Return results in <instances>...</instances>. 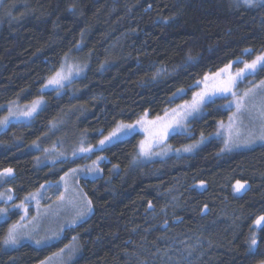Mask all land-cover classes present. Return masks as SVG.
I'll list each match as a JSON object with an SVG mask.
<instances>
[{
    "label": "trees",
    "instance_id": "trees-1",
    "mask_svg": "<svg viewBox=\"0 0 264 264\" xmlns=\"http://www.w3.org/2000/svg\"><path fill=\"white\" fill-rule=\"evenodd\" d=\"M8 3L19 8L0 23V119L4 106L24 94L30 101L41 96L46 101L31 121L12 123L0 135V173L12 169L15 201L88 161H104L100 177L81 182L93 207L88 218L43 246L26 243L5 249L3 241L20 218L16 211L0 224V264H41L74 244L78 252L68 264H168L164 259L172 252L178 255L184 248L177 245L186 242V248L202 245L194 264H264V223L257 224L264 216V144L223 151L222 141L213 136L230 114L227 98L217 97L189 121L186 131L169 136L167 142L175 149L207 139L189 154L136 163L142 133L95 151L88 160L69 156L39 166V152L33 149L50 145L53 124L69 113L72 119L63 133L79 132L87 136V145L96 147L118 125L162 116L190 99L206 76L241 59L253 61L264 51V4ZM73 53L88 63L84 76L63 90L42 92ZM260 69L254 79L261 81L264 66ZM237 181L249 189L235 193ZM175 189L178 203L164 228L168 196ZM253 237L256 246L251 245Z\"/></svg>",
    "mask_w": 264,
    "mask_h": 264
},
{
    "label": "rangeland",
    "instance_id": "rangeland-1",
    "mask_svg": "<svg viewBox=\"0 0 264 264\" xmlns=\"http://www.w3.org/2000/svg\"><path fill=\"white\" fill-rule=\"evenodd\" d=\"M233 1L236 5H246L242 3L241 0ZM262 4H264V0H254L251 6ZM9 5L8 0H0V23L6 16L10 19V16H12L11 14L16 12L17 8H19L16 4L12 5V7ZM13 8H15V10ZM258 55H264V51L260 52ZM77 57L79 56H76L74 53L68 55L58 71L63 73L67 78L63 79L60 84H50L49 81L56 76V73H58L56 72L48 79L42 88V92L63 90L64 87L70 84L74 79L84 76L88 68V63L79 60ZM251 62L241 59V61L238 60L225 67L224 69H227V71L217 72L219 73L218 80L227 79L229 75L234 78L232 93H235V95L228 93L226 96H222L228 99L226 108L230 111V114L226 121L219 123L217 132L213 136L222 141L224 152L247 150L254 146L264 144V140L260 139L261 136H264V79L261 81L254 79L257 77L262 65L257 64L256 68L252 71L245 69L241 75L237 76V73L240 72L241 69H244V65ZM217 73L209 76V80L207 81L209 88H211L213 83L212 78L216 77ZM205 83L204 79L198 84L197 89L193 92L190 99L168 110L164 115L156 118L142 117L147 121H154L155 126L150 124H145L143 127L138 126L136 133L143 134L142 142L144 143L147 154L141 153L140 144L136 163L153 161L160 158L163 159L171 155L189 154L201 146L202 143L205 141L207 142L206 138H201L200 142L196 145H190L181 149H175L167 142L171 134L186 131L192 116H185V106L192 103L194 95L204 89ZM26 96L27 95L24 94L19 99L4 106V115L0 119V122L5 120L8 122L6 124L0 123V135L4 133L12 123L31 121L46 104L42 96L31 101L27 100ZM34 102H38L36 110L31 116L24 115L23 113L32 108ZM237 104H239V107H237ZM202 109L203 107L200 112ZM157 118H159V120ZM71 119L72 115L69 113L63 119L53 124V129L50 134V140H52L50 145L42 143V145L36 144L33 147V149L39 152L37 158V164L39 166H43L46 163H57L60 160L68 159L67 157L69 156L72 158H76L75 156H84L86 160H88L95 151L102 150L105 147L128 138L120 134V139L114 137L112 141H105L103 146L99 143L96 147H91L89 144L87 145V136L79 132L75 135L69 134L67 131L63 133V131L67 129ZM163 125H169V127L163 139L159 140L156 133ZM116 129L117 127L115 130ZM59 134L61 137L57 138ZM108 136L109 134L106 137ZM103 140H105V138ZM81 149L91 150L81 151ZM185 149L190 150L186 151ZM103 161L104 158L101 157L88 161L87 165L70 171L58 182H49L43 185L38 191L28 195L19 203L15 201V194L13 189L10 188L9 181L13 173L11 176L5 175L0 177V210H3L0 211V224L10 220L16 211L20 213L19 220L13 222L10 227V229L15 227L16 234L20 238L19 243L14 247L4 244V248L16 249L26 243L43 246L48 242L58 240L66 228L77 225L88 218L92 213L93 207L89 198L83 191L81 182L83 179L94 180L100 177L102 175L100 165ZM240 184H243L244 187L240 189V191H237L236 183L234 186L235 193L242 194L249 189L247 183ZM177 192H179V190L175 189L169 193L168 205L164 211V215L167 216V219H164V224H162L164 228L169 225L167 222L168 218L174 213L176 203H178L174 196ZM9 197H11V199H9ZM263 223L264 221H261L258 226L261 227ZM197 242H201V240ZM186 243H184V245L182 243L180 246L177 245L178 249L181 247L184 248L178 255L172 252V256L168 257L165 254L164 257H167L164 259V262L168 264H183L184 262L194 264V262H197L198 259L201 258L198 252L202 245L196 243L190 248H186ZM77 252V244H74L41 264H68L75 259ZM151 264H156V261H153Z\"/></svg>",
    "mask_w": 264,
    "mask_h": 264
},
{
    "label": "snow or ice",
    "instance_id": "snow-or-ice-1",
    "mask_svg": "<svg viewBox=\"0 0 264 264\" xmlns=\"http://www.w3.org/2000/svg\"><path fill=\"white\" fill-rule=\"evenodd\" d=\"M242 3L251 6L254 3V0H241ZM257 64H261L264 66V55L262 56H257L255 60H253L251 63L245 64L244 69H241L240 72L237 73V76L241 75L245 69L252 71L256 68ZM221 71H227V69H222ZM219 77V73L216 74V77H213V83L211 88H209L207 81L209 80V77H205V85L204 89L196 93L194 95L193 101L190 105L185 106V116H192L193 119L199 118V116L202 114L200 112L202 107L215 104L216 103V98L217 97H222L226 96L228 93H232V86L234 83V78L232 76H228L227 79L224 80H218L217 78ZM67 77L64 76L63 73H56V76L49 81L50 84H60V82L63 79H66ZM232 95H235V93H232ZM247 95V94H245ZM38 106V102H34L32 108H30L28 111L23 113L26 116H31L32 113L36 110V107ZM237 107H239V104H237ZM147 113H145V116ZM159 120V118H157ZM231 119V118H230ZM8 121L5 120L0 123L6 124ZM145 124H150L155 126L154 121H147L144 118H141L138 120L135 124H120L117 126V129L114 130L112 133L109 134L108 137H105V140L100 141V145L103 146L105 144V141H112L113 138L115 137L116 139H120L121 135L123 137H129L134 134H136L139 127H143ZM169 125H163L160 130L156 133V136L158 137L159 140H162L163 137L167 133ZM260 139L264 140V136H261ZM247 146V145H245ZM91 149H81V151H90ZM186 151H189L190 149H185ZM141 153L142 154H147L145 151V146L144 143H141ZM12 174V169H6L3 173H0V177L2 176H11ZM244 187L243 184H240L239 181H237V191H240ZM11 199V197H9ZM3 211V210H0ZM90 211V207H89ZM261 221H264V216L260 217L257 220V224H260ZM20 238L16 234L15 227L9 230L7 233L6 239L3 241L4 244L9 245V246H16L19 243ZM39 243V242H37ZM251 245L256 246L257 245V240L253 237L251 240Z\"/></svg>",
    "mask_w": 264,
    "mask_h": 264
}]
</instances>
